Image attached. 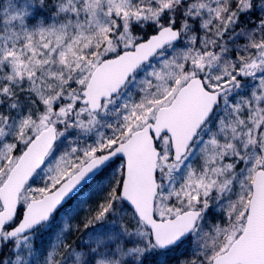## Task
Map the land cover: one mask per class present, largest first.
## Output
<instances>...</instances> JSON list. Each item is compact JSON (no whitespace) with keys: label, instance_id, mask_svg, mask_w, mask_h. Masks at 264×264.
<instances>
[{"label":"snow or ice","instance_id":"obj_1","mask_svg":"<svg viewBox=\"0 0 264 264\" xmlns=\"http://www.w3.org/2000/svg\"><path fill=\"white\" fill-rule=\"evenodd\" d=\"M0 264H264V0H0Z\"/></svg>","mask_w":264,"mask_h":264},{"label":"rangeland","instance_id":"obj_2","mask_svg":"<svg viewBox=\"0 0 264 264\" xmlns=\"http://www.w3.org/2000/svg\"><path fill=\"white\" fill-rule=\"evenodd\" d=\"M34 186H39V182H38V184H37V185H34Z\"/></svg>","mask_w":264,"mask_h":264}]
</instances>
